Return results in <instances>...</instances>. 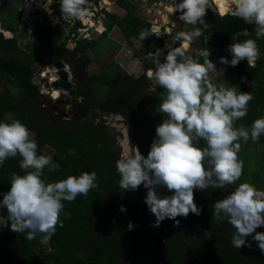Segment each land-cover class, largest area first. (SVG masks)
<instances>
[{"label":"trees","instance_id":"1","mask_svg":"<svg viewBox=\"0 0 264 264\" xmlns=\"http://www.w3.org/2000/svg\"><path fill=\"white\" fill-rule=\"evenodd\" d=\"M18 1L22 0H8V7L12 8V2ZM116 2L126 10L125 14L118 17L113 13L105 12L103 17L105 32L97 36L95 40L105 35L112 26L119 28L126 37L140 39L139 27L143 26L144 22L132 14V8L128 2L124 0ZM216 8L218 12L226 11L224 5L219 7L217 5ZM15 10L17 13L16 8ZM206 12L208 15L204 17V20L208 28L197 40V45L191 44L190 48L199 50L208 48L212 54L216 55L214 58H219L222 53L229 54L227 46L232 42V34L245 28L249 32L254 30V25L246 24L242 19L230 14L221 16L208 9ZM14 24L16 29L22 27L20 20L14 19ZM30 24L34 27L36 40L29 48L20 42V35L17 38L12 35L10 39H2L0 33V47L3 48L4 54L3 58H0V77H6L7 82L0 91V122L4 121L3 118L7 113H12L14 117L6 121L19 119L26 125L33 134L32 139L37 143L38 155H41L44 146L52 149L51 160L56 167H45L43 176L45 180L55 182L66 179L69 175L78 176L85 171H95L99 187L91 190L87 196H77L73 202H63L64 211L60 216L63 226H57L54 235L47 241L40 236L29 241L24 238L25 233L17 234L7 227V233L15 237L14 249L12 252L6 251L7 256L0 255V264H19L24 259H27L30 264H257L247 260L241 248L236 249L231 245L230 239L234 229L227 220L216 221L212 217V206L228 194L226 191H220L213 201H200L196 204L202 209L199 216L190 213L187 218L176 217V220H179L178 226L173 220L165 219L159 227H149L150 220L152 218L155 220V217L144 203L145 188L141 185L135 191V197L142 196V199L138 200L132 198L128 191H123L118 185L120 175L116 170V161L120 159V147L114 137L119 133L115 132L101 116L98 117L93 113L94 106L97 104L104 110L105 115L122 114L124 112L122 104L109 106L108 94L114 89H120L131 79V76L116 62L108 63L98 75L90 74L86 77L88 87L84 88L80 83L75 85V96L83 98L84 102L91 107V112L82 120H71L70 125L53 120L50 118L46 103L43 104L37 100L38 88L31 81L34 72L32 63H35L34 56H40V53L45 50L48 52L46 57L52 61L60 60L69 63L68 50L62 44L55 47L50 41L55 32L45 14L38 16L37 13L30 20ZM1 25L2 23L1 30L9 31ZM189 28L191 29L192 26L189 25ZM152 29L157 30L160 27L153 25ZM151 38L152 41H148V53L160 48L156 46L159 45L158 40L152 36ZM243 38L241 36L238 39ZM95 40L76 42L72 55L79 54L81 68L88 65L85 54L87 51L97 54L93 53L92 46H89V43ZM173 43L171 38H164V44ZM29 49L31 53L27 55L25 51ZM167 51L168 49L164 51L161 62ZM7 52L14 56L7 57L8 54L5 56ZM148 53L145 55L144 63L150 68L152 62L146 59ZM20 56L24 62L18 63L16 57ZM200 59L202 61L203 58ZM110 65L115 66L113 69L116 72L121 70L118 76L116 74L115 77L108 72ZM231 69L229 84L238 86L241 92H251L254 96V99L249 102L247 115L236 122L237 127L240 125L248 127L255 119L264 117V66L260 61H256L255 66L250 67L245 60L236 67L231 66ZM242 77L243 82L250 83L243 84ZM13 87L17 88V93L11 95L9 89ZM98 88L106 89L107 93L102 97L98 96ZM92 90L93 95H91ZM151 93L157 96L158 88L156 92L151 91ZM158 100L156 104L159 105ZM42 104L43 107H41ZM148 107L140 112L143 113L141 120L143 134L150 146L154 138L153 131H155L150 125L154 106ZM259 142H264V135H261L256 143H253L251 139L247 143L240 141L242 147L239 157L244 161V171L237 184L253 179L264 188V159L256 157L259 154L256 149ZM201 146H204L203 141ZM124 155L127 154L124 152ZM20 160L19 156L9 158L0 166V200L3 199L2 194L10 188L11 174L13 172L24 174V170L20 168ZM234 187L235 185H230L227 188ZM213 190L215 189L208 188L203 192ZM158 191L161 195L171 194L165 188H159ZM196 192L199 191L194 190V195ZM122 205L126 208V212L120 211ZM6 214V209L0 208V215ZM130 221L135 226L132 230L127 229ZM195 226H199L203 232L194 231ZM256 231L264 232V227L257 228ZM223 233L229 238L228 243H223L218 237ZM192 234L194 240L188 242ZM246 239L251 244V247L247 248H257L256 242L251 237ZM6 240H9V237Z\"/></svg>","mask_w":264,"mask_h":264},{"label":"clouds","instance_id":"2","mask_svg":"<svg viewBox=\"0 0 264 264\" xmlns=\"http://www.w3.org/2000/svg\"><path fill=\"white\" fill-rule=\"evenodd\" d=\"M40 1L39 7L52 16L53 9L47 3L41 7ZM57 2L63 20L87 22L91 15L92 0ZM213 5L215 0H170L171 12L179 13V19L192 28L175 33L173 41L184 43L176 47L166 45L168 51L163 62L160 49L146 57L153 64L148 70V78L156 87L152 86L151 90H163L158 108L163 119L155 127V137L147 156L135 146L133 151L116 161L120 175L118 185L123 191H136L141 185L147 190L144 203L155 217L152 227H159L165 219L173 220L178 226L176 217L187 218L190 213L199 216L202 209L194 202V190H223L235 185L233 191L214 203L212 217L216 221L227 220L234 229L230 239L234 248L251 247L246 239L251 237L264 253V232L256 231L264 227V190L247 181L237 184L244 171V161L239 157L240 141L258 142L264 135V117L255 119L250 128L237 127L236 122L247 115L254 96L251 92H241L236 85L218 83L210 75L216 68L209 59L208 48L197 50L194 55L187 51L208 28L204 17L206 9ZM213 10L217 12L216 6ZM37 13L39 11L33 15ZM226 13L254 25L256 37H264V0H233V6L218 14ZM93 19L99 20V17ZM90 22L92 25H87V33L92 31L101 35L105 31L103 25ZM79 24L73 23L69 30ZM97 26L102 27L100 31L93 30ZM159 34L144 29L139 38L144 41ZM241 36L249 37V30L245 28L232 34V42L227 46L231 59L220 57L221 64L236 67L246 60L248 66H255L261 55L258 44L254 39H238ZM84 39L93 40L87 36ZM55 61L60 62L62 68L64 63ZM46 66H42L43 70ZM66 74L70 81L69 69ZM32 135L19 119L0 122V166L7 159L19 156L20 168L24 170L22 175L11 174L10 188L2 194L0 208L6 209L7 214L0 215V229L8 227L14 233H25L24 238L29 241L37 236L47 241L57 226H63L60 219L63 202H73L80 195L87 196L99 185L95 171L69 175L55 182L45 180L44 169L51 164V157L37 154L38 146ZM159 188H165L171 194L161 195ZM120 211L127 210L122 205ZM134 227L131 221L127 224L128 230Z\"/></svg>","mask_w":264,"mask_h":264},{"label":"rangeland","instance_id":"3","mask_svg":"<svg viewBox=\"0 0 264 264\" xmlns=\"http://www.w3.org/2000/svg\"><path fill=\"white\" fill-rule=\"evenodd\" d=\"M52 1V2H51ZM57 0H45L43 3H47L54 11L52 16H49L46 11H44L42 8L39 10L38 16L41 14H45L47 21L50 23V26L53 28V23H56L57 26L59 25H67L68 23H74V21H66L63 20L60 17V11H59V6L56 8L54 7V2L56 3ZM117 0H92L93 7L91 8V15L88 17L87 22L90 20L92 22L96 21L98 25H103L104 26V21L103 17L105 16V12L108 13H113L118 17H122L126 10L122 7H120L117 2ZM130 4V8L132 14L142 20L144 22L143 26H140V30L148 29V30H153V25H158L160 27L159 30H154L155 32L160 33L158 36L152 35L153 38H156L158 40V44L156 45L157 47L160 46L161 50V56L160 59L162 58V55L166 49L167 44H164V38H171L173 40V36L175 33L179 31H190L191 29L189 28V25L185 24L183 21L179 19V13H172L170 10V0H124ZM178 2V0H177ZM216 2V0H215ZM53 3V4H51ZM22 4V1L18 2H12V8H6L0 13V24L2 23L1 27L4 26L6 29H8V33L10 34L8 37L3 33V30L0 29V33L2 34L1 37L2 39H10L12 38V35H15L16 38L19 35V32L21 30L16 29V25L14 24V19H16L20 14L16 13L15 8L17 9L18 6ZM221 6L224 5L225 9H227L230 6H233V0H218L215 6ZM227 6V7H226ZM209 10V9H208ZM211 12H215L213 10H209ZM37 12V11H35ZM217 13V12H216ZM55 15V16H54ZM206 15L208 13L206 12ZM205 15V16H206ZM33 14L29 16V21L31 20V17ZM99 17V20H94L93 18ZM80 24L86 23L83 21H79ZM66 25L64 27H66ZM33 27H28V30H31ZM102 28V27H101ZM99 31L96 27L93 28L95 31ZM105 32V31H104ZM87 34V38H93L95 40L98 34L90 31ZM23 35V33H21ZM28 44H30L33 40V37L30 33H28ZM26 37V35H25ZM245 39H254L256 40L258 47L260 49V58L257 61H260L262 66H264V37L257 38L255 35V29L250 32L249 37H244L241 40ZM114 42H112V41ZM148 41H152L151 36H149L147 39L144 41H141L140 39H136L133 37H126L122 34L119 28L116 26H112L111 29L106 32L105 35L100 36L97 40L90 42L89 46H92L93 48V53L97 54H92L90 51H87L85 54L88 58V65L85 68H82V74H81V83L84 86V88L88 87L87 84V78L85 77L86 75L90 74H96L98 75L105 67L108 65V63L111 62H116L122 70L127 72L129 75H131V79L127 83L121 86L120 89H114L110 91L108 94V98H110V107L114 106L116 104H122L124 107V112L122 115H126L130 121V125L126 127L128 130V136L129 139L127 141L128 144V153L134 150V147H138L139 151L147 156L148 151L150 150V146L147 142V138L143 134V125L142 123V115L143 113L140 112L145 108H149L148 106H154L152 109V113L150 116V125H152V128L160 124L162 122L163 116L158 112L159 105L156 104L157 100L159 104L161 103L162 100V93L163 90L158 88V93L157 96L151 93V89L148 85L149 81L148 79V70L153 67V64L151 67L145 66L144 59L145 55L149 51V46H148ZM76 43V42H75ZM184 42L182 41H176L173 44H171L172 47L175 46H181ZM193 45H197V40L192 43ZM67 49L72 51V48L74 47L73 44L66 43ZM192 45V46H193ZM191 45L188 47L187 51L189 55H194L195 52L199 49H191ZM156 49L153 50L155 52ZM8 54V52L5 54V56ZM3 48L0 47V58H3ZM14 55L9 53L7 57H13ZM79 54L77 56L70 55V61H73L75 65H77V68L80 69V60H78ZM216 55L212 54L210 55L209 59L214 63L216 71L212 72L210 75L218 82V83H224L225 85L230 83L231 80V75H232V69L231 66L221 64L219 62L220 57H226L227 59H231L230 54L222 53L219 58H214ZM16 57L17 62L21 63L24 62V59H20ZM34 62V61H33ZM36 66L38 64L32 63V66ZM44 64H42L43 66ZM42 66L40 69L43 70ZM109 71L114 76L116 77L120 74V71L116 72L110 65ZM45 69V68H44ZM140 75H143L141 77ZM140 76V77H138ZM138 77V78H137ZM6 77L2 76L0 77V91L3 90V86L6 85ZM243 84H248L250 83L249 81L242 82ZM230 85V84H229ZM17 88L13 87L9 89V93L11 95H14L17 93ZM241 90V89H240ZM95 91V90H94ZM97 95L101 96L106 92V89H97ZM93 95V90L92 94ZM95 96V95H94ZM157 97V99H156ZM41 103H46V97L39 95L38 99ZM41 105V107L43 106ZM48 107V111L50 114V118H53V120H57L61 124L65 125H70V120L68 121L67 119L70 118L69 111V105L67 104L66 100H62L56 103H46ZM127 107V108H126ZM95 115L98 117L101 116L103 120L106 121L114 129L115 132L119 133V135H116L115 141L117 145L120 147V153L122 151V148L120 146L123 137L121 133V130H119V126L122 128V118H114L115 115L118 116V114H104V110L100 108L99 105L95 104ZM128 109V111L126 110ZM138 109V110H137ZM66 113V115H64ZM120 115V114H119ZM120 115V116H122ZM14 115L12 113H7L3 120L6 121L10 118H13ZM131 119V120H130ZM241 124V122L239 123ZM249 128L251 127L250 125L248 126ZM125 128V126H124ZM137 132V133H136ZM154 132V137H155V131ZM33 137V135H32ZM31 137V138H32ZM153 138V137H152ZM257 151L259 154L256 155V157H259L261 159H264V142H259L256 146ZM52 149L48 148L47 146H44L43 149L41 150V155H47V156H52ZM52 161V160H51ZM264 162V161H263ZM50 168H55L56 165L52 161L50 165H48ZM249 183L253 184L257 189L264 190L261 185H259L257 182L253 181V179L249 180ZM234 188H226L223 190L220 189H215L210 192H196L194 195V202L196 204H199L200 201H213L214 197L217 196V194L220 191H226L227 193H230L233 191ZM129 195L132 198H136L138 200L142 199V196L140 197H135L134 194ZM150 217H153L149 215ZM154 219L152 218L149 222V227L154 223ZM153 228V227H151ZM8 229L7 227L2 228L0 231V255L1 256H7L6 251L12 252L14 249L13 245V239L15 237H12V235H9L7 233ZM203 232V231H202ZM7 237H9V240H6ZM220 237L221 241L223 243H228V237L225 236V233L223 235H218ZM42 244L46 245L45 242H42ZM47 248V246H46ZM45 250V249H44ZM241 250L243 251V254H245L246 259L249 260L250 262L257 263V264H264V253H261V251L257 248L249 249L247 247H241ZM46 251V250H45ZM19 262V259H17ZM19 264H30L27 259L22 260Z\"/></svg>","mask_w":264,"mask_h":264},{"label":"flooded vegetation","instance_id":"4","mask_svg":"<svg viewBox=\"0 0 264 264\" xmlns=\"http://www.w3.org/2000/svg\"><path fill=\"white\" fill-rule=\"evenodd\" d=\"M227 7V6H226ZM3 10H5V9H3ZM3 10H0V13L3 11ZM217 12H218V9H217ZM31 14H33V13H31ZM30 14V15H31ZM33 17H34V15L31 17V20L33 19ZM17 20H19L18 19V17L16 18ZM29 19V18H28ZM78 21V20H77ZM25 27H19V29H17V30H21L20 32H19V37H20V42H21V40H24V45L27 47V48H29V47H31L33 44H34V41L36 40L35 39V31H34V27H33V25H32V29L31 30H28V27H30L31 25L28 23V22H25ZM53 27H54V34H53V36L50 38V41L52 42V44L54 43V46L55 47H59L61 44L64 46V48L65 47H67V45H66V43H69V44H72L69 40H68V31H67V27L69 26V23L66 25V27H64L65 25L63 24L61 27H56L57 26V24L56 23H53ZM74 25H76V21H74ZM89 25H92V23L91 24H89ZM52 26V25H51ZM74 27V26H73ZM72 27V28H73ZM71 28V29H72ZM87 28V27H86ZM71 29L69 30V32L71 31ZM97 29L100 31V29H101V26H97ZM24 30V33L22 32ZM157 30H159V29H157ZM156 31V30H155ZM21 33H23V35H21ZM28 33H30L31 35H32V37H33V40H32V42L30 43V44H28V40H29V38H28ZM66 33H67V35H66ZM9 34V33H8ZM10 35V34H9ZM25 35H26V37H25ZM66 35V36H65ZM8 37V36H7ZM84 40H87V39H84ZM31 45V46H30ZM74 47H75V44H74ZM74 47L72 48V51H73V49H74ZM67 49V48H66ZM68 50V54H67V59H68V62L69 63H67V62H63V61H61V62H63L67 67H68V69H69V73H70V82H71V87H72V89L74 90V94H73V96H69L68 95V93H66V95H64V97H63V100H66V102H67V104L69 105V113H70V116L68 115V117H70V118H68L67 120L69 121H71V120H79V119H84L85 118V116L86 115H88V113L89 112H91V107L90 106H88L85 102H84V100H83V98H81V97H76L75 96V85H78L79 83L80 84H82L81 83V74H82V68H81V66H79L80 67V69H78L77 68V65H75V63L73 62V61H70V55H72V51H70L69 49H67ZM25 52H27V55H29V53H31V49H29V50H26ZM48 54V52L45 50V51H43V52H41L40 53V56H37V57H35L34 56V60L36 61V62H38L39 64H44V65H48L50 62H53L50 58H48V57H46V55ZM42 55V56H41ZM55 61V60H54ZM83 75V74H82ZM89 75V74H88ZM88 75H86L85 77H87ZM81 76V77H80ZM131 76V75H130ZM141 76V75H140ZM140 76H138V77H140ZM137 77V78H138ZM146 79H148V81H149V78H146ZM74 80V81H73ZM148 85H149V83H148ZM78 106H86L87 107V111L86 112H84V111H82L81 109H79L78 108ZM127 108V107H126ZM127 111H128V109H126ZM79 113H84V116L82 117V118H77V119H75V117L76 116H78V114ZM93 113H95V109L93 110ZM123 113H125V112H123ZM122 113V114H123ZM122 114H120V115H122ZM64 115H66V113L64 114ZM119 115V114H118ZM119 115V116H120ZM120 117H126L127 119H128V117L126 116V115H122V116H120ZM129 120V119H128ZM131 120V119H130ZM125 125V124H124ZM112 128V127H111Z\"/></svg>","mask_w":264,"mask_h":264},{"label":"built area","instance_id":"5","mask_svg":"<svg viewBox=\"0 0 264 264\" xmlns=\"http://www.w3.org/2000/svg\"><path fill=\"white\" fill-rule=\"evenodd\" d=\"M22 1L23 3L17 8V14H20V16H18V19L21 21V24L22 23L25 24V22H28L30 24L28 18L31 13L34 14L35 11H39L41 9L39 7L41 1L40 0H22ZM42 2H45V0H42ZM53 6L54 7L56 6L57 8L59 6L58 2L57 1L56 3L54 2ZM90 23L91 22L88 21L86 23L79 24L78 26H76L74 30L68 33V40L74 45L75 42H77L78 40L86 38L87 36L86 27ZM30 27H32V25ZM59 27H61V25H59ZM56 62L57 61L50 62L45 67L44 70L39 69L37 66H34V72L31 78L32 83L36 85V87L38 88L39 95L46 97L47 100L46 103L48 102L55 103L57 101L59 102L61 101V99L63 100L64 95H66L67 93L55 86V83L58 81V71H59L54 67V64ZM61 69L67 72L68 67L63 64Z\"/></svg>","mask_w":264,"mask_h":264},{"label":"water","instance_id":"6","mask_svg":"<svg viewBox=\"0 0 264 264\" xmlns=\"http://www.w3.org/2000/svg\"><path fill=\"white\" fill-rule=\"evenodd\" d=\"M6 8H8V0H0V10H3V9H6ZM73 25V23H70L69 24V26L66 28L67 29V31L69 30V28L71 27ZM22 27H25V25L22 23ZM23 33H24V30L22 31ZM66 35H67V33H66ZM65 35V36H66ZM21 43L22 44H24L25 42H24V40H21ZM54 67L56 68V69H58L59 71H58V81L55 83V86L57 87V88H59L60 90H62V91H64V92H67L68 93V95L69 96H73V94H74V90L72 89V85H71V82L70 81H68L67 80V78H68V76H67V74H66V72H64L63 70H61V63L60 62H56L55 64H54ZM156 87V85H155V83L154 82H151L150 80H149V87H150V89H151V87ZM78 108L79 109H81L82 111H84V112H86L87 111V107L86 106H78ZM84 116V113H79L78 114V116H76L75 117V119H77V118H82ZM120 116L118 115H115L114 116V118H118V119H120V118H122L121 120H122V125H123V127L121 128L120 126H119V130H121V133L120 134H122V137H123V140H122V142L124 141V138H126V140L128 141V139H129V136H128V130L126 129V127L128 126V125H130V121L126 118V117H120ZM125 124V125H124ZM124 126H125V128H124ZM124 131H125V133H124ZM122 142H121V144H120V146H121V148H122V151H121V153H120V158H122L124 155H123V147H122ZM147 190L145 189V192H146ZM130 194H134L135 193V191H131V190H129L128 191ZM151 227H152V225H151ZM153 228H155V227H153ZM193 230L194 231H200V232H202L203 230L199 227V226H195L194 228H193ZM194 240V235L192 234L191 236H190V238L188 239V242H192Z\"/></svg>","mask_w":264,"mask_h":264},{"label":"bare ground","instance_id":"7","mask_svg":"<svg viewBox=\"0 0 264 264\" xmlns=\"http://www.w3.org/2000/svg\"><path fill=\"white\" fill-rule=\"evenodd\" d=\"M218 0H216V2H217ZM215 2V3H216ZM215 7L213 6L212 8H209L210 10H213ZM214 11V10H213ZM219 13V12H218ZM3 33H5V35L6 36H9V34H8V32L7 31H5V30H3ZM125 133V132H124ZM124 140H125V142L123 141L122 142V147H123V155H124V152L126 153V154H128V144H127V140H126V138H124ZM125 156V155H124Z\"/></svg>","mask_w":264,"mask_h":264},{"label":"crops","instance_id":"8","mask_svg":"<svg viewBox=\"0 0 264 264\" xmlns=\"http://www.w3.org/2000/svg\"><path fill=\"white\" fill-rule=\"evenodd\" d=\"M37 63H38V62H37ZM38 66H39V67H38ZM38 66H37L38 68H40V67H41V66H40V64H38Z\"/></svg>","mask_w":264,"mask_h":264}]
</instances>
